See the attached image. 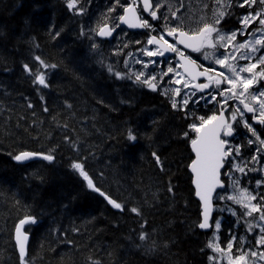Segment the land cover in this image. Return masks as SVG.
Returning <instances> with one entry per match:
<instances>
[{"label": "trees", "instance_id": "1", "mask_svg": "<svg viewBox=\"0 0 264 264\" xmlns=\"http://www.w3.org/2000/svg\"><path fill=\"white\" fill-rule=\"evenodd\" d=\"M78 16L63 0H0V264H19L14 231L26 215L36 218L28 227V264H210L187 168L190 145L182 136L190 121L134 77L116 79L109 66L135 72L122 58L115 62L106 53L99 67L81 35L85 17ZM50 28L63 29L61 36L53 40ZM35 55L58 65L44 70L48 88L23 71V63L37 67ZM211 107L189 111L211 114ZM50 150L52 162L13 159L22 151ZM153 151L166 171L155 165ZM73 162L84 163L95 185L125 210L87 188ZM133 206L143 220L127 210ZM142 223L152 234L148 243L156 241L152 252L137 247Z\"/></svg>", "mask_w": 264, "mask_h": 264}, {"label": "snow or ice", "instance_id": "2", "mask_svg": "<svg viewBox=\"0 0 264 264\" xmlns=\"http://www.w3.org/2000/svg\"><path fill=\"white\" fill-rule=\"evenodd\" d=\"M77 4L78 0H66L70 12L83 14L84 9L77 8ZM234 7L245 9L237 17L240 27L225 31L221 21L226 16L234 15ZM117 8L122 9V14L115 17V22L110 24L112 18L108 17L90 30L99 37H111L121 25L130 29L148 30L146 46L140 51L149 59H135L136 64L142 65V70L122 74L119 71L113 72L109 66L108 71L118 80L134 77V83L146 86L152 92H159L168 98L171 110L182 113L183 118L190 121L187 124L188 130L182 136L190 145L191 156L187 168L191 173L194 195L202 209V218L197 227L207 230L214 223L218 232L221 221L212 216L214 201H231L242 210L237 224L243 220L247 233L254 234L251 246L246 248L244 236L237 237L230 233V239L222 247L219 236L214 233L206 245L212 253L208 255V261L210 264H264V250H261L264 249V0H212L211 5L204 0L202 7L195 11L191 4L185 7L183 0H124L123 3L115 0V5L108 11L113 13ZM165 8L166 11L162 12ZM142 13H146L158 27L150 23ZM62 31L53 32L50 28L49 34L56 40ZM135 43L140 44L141 41ZM97 47L96 43L92 44L93 49ZM184 50L200 53L204 60L209 61V65L198 64ZM167 53L174 54L175 64L168 59ZM115 54L119 55L118 52ZM128 55L132 56V53ZM155 58L164 59L168 65L166 70L160 67L157 74L156 67L160 66V61ZM33 60L37 67L23 63V71L32 78L34 85L48 88L47 71L44 70H54L58 65L47 63L39 55L33 56ZM127 64L125 60L126 67ZM150 65L153 66L151 69ZM212 65L218 66L219 70ZM201 101L205 107L212 105L209 109L211 114L206 112L197 115L195 110L189 111L191 106H198ZM98 103L103 104L104 101ZM28 107L32 108L33 105L29 103ZM68 107L71 108V105ZM43 110L48 112L47 107ZM237 137H240L239 141ZM64 139L67 141L71 138L65 136ZM127 139L133 143L137 140L131 129L127 131ZM52 151H22L13 159L22 162L40 157L52 162L55 159ZM151 155L159 170L166 171L161 156L156 151ZM71 167L86 181L87 188L99 193L113 209L121 212L125 210L126 205L117 202L95 185L84 163L73 162ZM249 173L261 174L259 178L252 177L255 180L252 189L243 183ZM222 176L228 178L227 185ZM167 191L173 192L170 182ZM127 210L144 219L141 208L133 206ZM218 211H228L232 216H237V211L227 206ZM35 223V217L26 215L15 225L19 264H28L26 243L29 237L22 229L25 225ZM144 223L140 225L141 231L137 237L142 243L137 247L152 252L156 248V241L152 239L148 243L152 234L144 230ZM257 229L258 232H255ZM167 246L165 243L164 247ZM92 264L99 262L93 261Z\"/></svg>", "mask_w": 264, "mask_h": 264}, {"label": "rangeland", "instance_id": "3", "mask_svg": "<svg viewBox=\"0 0 264 264\" xmlns=\"http://www.w3.org/2000/svg\"><path fill=\"white\" fill-rule=\"evenodd\" d=\"M63 1L66 2V0H63ZM121 2L123 3L124 0H121ZM183 2L185 4V7H187L189 4H191L193 10L195 11L198 7H202L204 0H183ZM206 2L209 3V5H211L212 0H206ZM114 5H115V0H78L77 8L84 9L83 13L85 14V18L83 20L85 22V24H84L83 29H84V34H85V45L87 48L86 50H87L88 54L91 53L93 55V59L95 61H97L96 64L101 68L104 67V63L102 62V60L104 59L105 54L110 52V55L114 56L113 60L115 62H118V58L120 57V58H122L124 65H125V60L128 61L127 67L129 69H132L135 72L140 71V70H142V65L136 64L135 59L138 58V59H141L144 61H147L149 59L147 57H144L140 51L141 48L146 46L143 39H140L134 35H129V34H127V31L124 30V32L121 31L117 35L115 41H113L111 43H103V42L99 41L95 32L90 30V29H95L97 27L98 23H103L104 20L108 17L112 18L109 20L110 24L115 22V17L118 15V10L122 11V9L117 8L115 12L109 13V11H108L109 8H112ZM237 8L238 7H235L232 9L234 15L227 16V18L230 22V25L233 26L229 30H234V29H237L240 27L239 23L237 24V27H236V20H237V17H239L240 15H242L245 12V9L238 8L239 9L238 10ZM161 11L162 12L166 11V8L162 9ZM182 11H184V9H182ZM238 39H243V37H238ZM137 40L141 41V43L140 44L135 43V41H137ZM93 43H96L98 45V47L96 49L92 48ZM125 44H127L128 46L124 47ZM132 47H135V49H132ZM221 51H223V50H221ZM117 52L119 53V55L115 54ZM128 53H132V56H129ZM195 58H197L198 59L197 61L201 62L204 66L209 65V61L204 60L201 54L195 56ZM170 60L173 64H175L176 60H173V59H170ZM241 63H244V62L241 61ZM167 66L168 65L166 63L160 62V66L156 67L157 74L160 71V67H163L166 70ZM212 66L214 68H216L217 70H219L218 66H216V65H212ZM151 67H153V66L150 65V69H151ZM165 79H167V78H165ZM202 104H203V101H201L200 105H202ZM190 175H191V173H190ZM222 179H223V176H222ZM192 187H193V185H192ZM193 189H194V187H193ZM230 202L231 201H223L224 205L222 206V208L226 207L227 206L226 204L230 203ZM217 212H219L221 214V216L223 217L222 219H224V221H232V219L230 217L231 216L230 212H228V211L220 212L218 210H217ZM241 221H243V220H241ZM255 232H258V230ZM207 233H209V232H207ZM208 250H210V249H208Z\"/></svg>", "mask_w": 264, "mask_h": 264}, {"label": "flooded vegetation", "instance_id": "4", "mask_svg": "<svg viewBox=\"0 0 264 264\" xmlns=\"http://www.w3.org/2000/svg\"><path fill=\"white\" fill-rule=\"evenodd\" d=\"M119 14H122V11H119L118 10V15ZM142 15L146 19H149V22L152 23L154 26H157V23L155 21H151V18L149 16L144 15V13H142ZM237 21H236V27H237ZM118 31H119V29H118ZM129 34H131V33H129ZM138 34H134V35H136V36L139 37V36L145 34L146 36H148V31L145 32V33H140V35H138ZM152 34H156V33H152ZM169 39H171V38H169ZM196 54H199V53H188V55H190V56H195ZM256 127L259 128V126H256ZM239 140H240V137H237V141H239ZM237 175H239V174H237ZM260 175H261L260 173H249V176L246 177V178H244L243 183L246 186H248L250 189H252V188L255 187V180L252 179V177L259 178ZM223 180H224L225 184L227 185L228 178L226 176H223ZM249 180H251V183H249ZM228 191L230 192L231 189L229 188ZM220 192H221V194H223L222 190ZM215 204H216L215 219H219L221 221V228H220V230L218 232H216L215 227H214V223H213V229L209 232L210 235L208 233L207 236H206L207 243H208V240L209 239H212L213 238V234L215 233L216 235L219 236V242H220L221 246L223 247V246L226 245L228 239H230V233H231V234L236 235L237 237L244 236L245 239H246V245H245V247L247 248L248 246H251V243H252L253 235L254 234L250 235V234L247 233L243 221H240V223L237 224V219H238V217L240 215V212L242 211L239 208V206L238 205H235V204H232V202L227 203L226 205L228 207H230L233 210H236L237 211V216H232L231 215L230 217H231L232 221H224V219H222L223 217L221 216V214L219 212H217V210L219 208H222V206L224 205L223 201L216 200ZM257 230H255V231H257ZM253 250H255V249L253 248ZM261 250H264V249H261ZM234 251H235V248H234Z\"/></svg>", "mask_w": 264, "mask_h": 264}, {"label": "water", "instance_id": "5", "mask_svg": "<svg viewBox=\"0 0 264 264\" xmlns=\"http://www.w3.org/2000/svg\"><path fill=\"white\" fill-rule=\"evenodd\" d=\"M123 26L127 27L126 25H123ZM127 28H128V27H127ZM129 29H130V28H129ZM131 30L143 31V30H145V29H131ZM113 34H114V32H113ZM100 38H101V39H111L112 36H111V37H100ZM166 56H167V57H171V56H174V54L167 53ZM157 59H161V58H157ZM34 158H35V157L30 158L29 160H33ZM29 160H26V161H29ZM26 161H22V162H26ZM189 172H190V170H189ZM218 191H219V189H218ZM195 198H196V197H195ZM196 200L198 201L197 198H196ZM198 202H199V201H198ZM201 211H202V209H201ZM212 216L214 217V210H213ZM201 218H202V217H201ZM200 230H201V232L207 233V232H210V231L212 230V227L209 228V229H207V230H202V229H200ZM22 231H25V227H24V229H22ZM28 237H29V239H28V241H27V243H26V258L28 257V249H29L30 240H31V237H30V236H28ZM17 250H18V249H17Z\"/></svg>", "mask_w": 264, "mask_h": 264}, {"label": "bare ground", "instance_id": "6", "mask_svg": "<svg viewBox=\"0 0 264 264\" xmlns=\"http://www.w3.org/2000/svg\"><path fill=\"white\" fill-rule=\"evenodd\" d=\"M107 65V64H106ZM219 191H221V190H219ZM17 252H18V250H17Z\"/></svg>", "mask_w": 264, "mask_h": 264}]
</instances>
